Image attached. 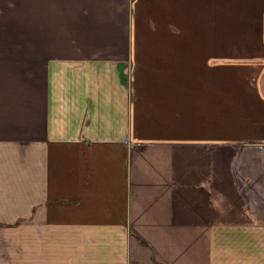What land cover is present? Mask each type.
I'll return each instance as SVG.
<instances>
[{
  "label": "crops",
  "instance_id": "crops-1",
  "mask_svg": "<svg viewBox=\"0 0 264 264\" xmlns=\"http://www.w3.org/2000/svg\"><path fill=\"white\" fill-rule=\"evenodd\" d=\"M0 264H264V0H0Z\"/></svg>",
  "mask_w": 264,
  "mask_h": 264
}]
</instances>
